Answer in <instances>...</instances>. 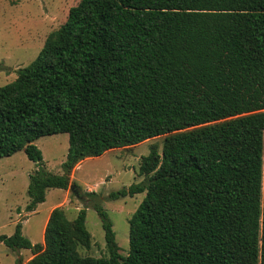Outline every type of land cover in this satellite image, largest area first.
Segmentation results:
<instances>
[{"label": "trees", "instance_id": "1", "mask_svg": "<svg viewBox=\"0 0 264 264\" xmlns=\"http://www.w3.org/2000/svg\"><path fill=\"white\" fill-rule=\"evenodd\" d=\"M57 133L68 134L60 174L34 143ZM160 135L143 178L108 194L145 192L127 255L99 199L106 257L78 251L91 242L85 208L68 219L54 207L42 243L20 222L0 242L28 249L24 264H264V0H78L0 86V157L23 150L38 165L26 211L76 186L84 158Z\"/></svg>", "mask_w": 264, "mask_h": 264}, {"label": "rangeland", "instance_id": "2", "mask_svg": "<svg viewBox=\"0 0 264 264\" xmlns=\"http://www.w3.org/2000/svg\"><path fill=\"white\" fill-rule=\"evenodd\" d=\"M77 2L0 0V86L12 81L16 69L25 67L36 57L48 34L66 20L69 8ZM163 138L164 135L155 136L132 146L112 148L99 156L86 157L76 167L71 180L81 198H77L69 187L48 188L45 200L33 212L24 207L29 201V175L38 165L23 150L0 157V234H12L16 223L20 222L22 234L39 243L43 240L42 229L53 205L63 207L68 219H73L80 208H85V226L91 234V242L89 248L79 245L78 251L82 256L106 257L104 230L99 215L91 207L93 200L99 199L112 222L119 254L127 255L128 220L145 192L116 199L108 198V194L143 178L138 172L140 159L153 143L160 151ZM34 143L42 153V168L54 174L62 173L68 134L44 135ZM88 192L96 195L88 196ZM30 255L28 249L15 250L0 242V264H18L20 259L25 261Z\"/></svg>", "mask_w": 264, "mask_h": 264}, {"label": "crops", "instance_id": "3", "mask_svg": "<svg viewBox=\"0 0 264 264\" xmlns=\"http://www.w3.org/2000/svg\"><path fill=\"white\" fill-rule=\"evenodd\" d=\"M85 159V158H84ZM82 161V160H81ZM80 161V162H81ZM80 162L79 163H77L76 165H75V167L73 168V170H72V173H71V180H72V175H73V173H74V171H75V169H76V167L80 164ZM26 204H27V202H26ZM26 204H25V206H26ZM57 205H53L51 208H50V211L54 208V207H56ZM24 209H25V207H24ZM36 210V209H35ZM22 210H20V212H21ZM34 211V210H33ZM33 211H28V212H33ZM20 212H19V214H20ZM50 213V212H49ZM48 216H49V214H48ZM48 216L46 217V219H45V222H44V226H43V229H42V238H43V234H44V227H45V225H46V222H47V219H48ZM33 243H35L34 241H32ZM42 242H43V240H42ZM41 242V243H42ZM21 254H19V256H20ZM32 255H30V257H31ZM30 257L28 258V259H30ZM27 259V260H28ZM27 260H25V261H23V260H21V264H24Z\"/></svg>", "mask_w": 264, "mask_h": 264}, {"label": "water", "instance_id": "4", "mask_svg": "<svg viewBox=\"0 0 264 264\" xmlns=\"http://www.w3.org/2000/svg\"><path fill=\"white\" fill-rule=\"evenodd\" d=\"M69 188H70V190L75 194V196H77V198H81V196L79 195V193L77 192V190L74 189V188L77 189V187H76L75 185L70 184V185H69Z\"/></svg>", "mask_w": 264, "mask_h": 264}]
</instances>
